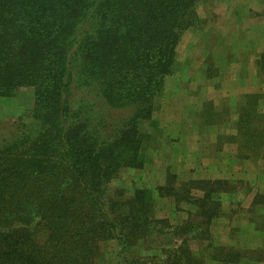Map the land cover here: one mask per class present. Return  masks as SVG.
Segmentation results:
<instances>
[{"label": "trees", "instance_id": "1", "mask_svg": "<svg viewBox=\"0 0 264 264\" xmlns=\"http://www.w3.org/2000/svg\"><path fill=\"white\" fill-rule=\"evenodd\" d=\"M200 1L0 0V98L32 89L36 123L0 137V264H97L109 241L137 264L139 242L210 235L224 182H189L205 185L189 190L201 199L174 187L110 189L122 170L146 165L142 126L158 128L156 99L178 69L183 34L201 22ZM253 99L245 137L258 132L243 127ZM253 143L239 142L238 154L255 157ZM176 194L195 211L174 227L155 209ZM217 250L234 262L223 253L233 250Z\"/></svg>", "mask_w": 264, "mask_h": 264}, {"label": "crops", "instance_id": "2", "mask_svg": "<svg viewBox=\"0 0 264 264\" xmlns=\"http://www.w3.org/2000/svg\"><path fill=\"white\" fill-rule=\"evenodd\" d=\"M213 2L199 7L205 26L179 50L190 83L188 93H170L164 103L170 122L162 126L168 145L162 156L169 159L168 175L182 181L226 183L216 193L221 214L210 225L212 249L200 255L202 264H226L214 250L264 253V0ZM256 96L261 102L253 107V121L243 127L258 132L236 137ZM204 110L214 118L206 132L199 117ZM247 140L257 146L251 159L238 154L237 144ZM190 193L204 196L200 190ZM238 264H264V259Z\"/></svg>", "mask_w": 264, "mask_h": 264}, {"label": "rangeland", "instance_id": "3", "mask_svg": "<svg viewBox=\"0 0 264 264\" xmlns=\"http://www.w3.org/2000/svg\"><path fill=\"white\" fill-rule=\"evenodd\" d=\"M213 1L214 0H201L197 5V10L200 9L199 7L214 3ZM205 23L201 21L194 28L187 30L183 34L178 44L179 46L177 47V60H179L180 57V47L188 44L186 40L189 39V35L196 29L205 26ZM184 37L185 40H183ZM178 64L177 71L166 80L164 91H162L160 96L156 99V108H158V111L154 113L153 121L158 124L157 130L147 125L146 127H144V125L142 126V131L147 136L144 145V155L147 159L146 165L141 170H122L118 177L111 182V190H122L126 195H130L134 190L141 188L151 190L150 187H155L154 190L151 191H156L158 187H174L175 189L183 188V190H188V192H190L191 186L206 188L205 185H196L194 183L189 186V181H182L179 176L171 175L173 177L170 178V175H168L169 166L167 164L169 163V159L162 156V151L168 148V145L164 143L166 131L162 126L165 125V123L169 125L170 122L169 117L164 114V103L170 93H188V84L190 83L186 81L189 78L188 70H186L179 61ZM260 102L261 100L257 97L253 99V103L256 104V106L260 104ZM205 112L206 110L199 114V117L203 119L202 132H206L208 125L214 124L213 116ZM18 124L24 125L27 128L35 127L36 123L33 120V91L30 88L20 90L12 97L0 98V137L9 138L10 136L17 135L19 133ZM243 133L242 130L238 131L236 137L244 136ZM261 138L264 139V137ZM178 149L177 147L176 153L179 152ZM162 171H165V174H163ZM160 174L161 176L157 178ZM152 179L155 181V184H153ZM220 188L225 187L221 186ZM184 200L186 199H182L179 194L169 196L165 201L163 199L158 200L155 209L156 218L165 219L174 227L179 226L181 222L187 220V213L195 211L194 207L184 202ZM207 208L210 210L214 209L215 211V206L213 207L211 204L207 206ZM171 238L172 237L168 235L152 242H139L133 248V259L137 261V264H202L203 261L200 259V255L203 251L212 249L210 242L211 234L208 237L207 234H200L197 240H192L185 246H180L178 242H172ZM203 239L207 240L204 241ZM178 247L182 249L181 255L177 251ZM214 252L221 253L218 250H214ZM223 253L224 255L229 254L228 257L235 262L234 264H238L242 261H257L264 259V253H250L240 250H233V252L225 251ZM186 255L189 256L187 262ZM131 257L132 256L121 252V247L116 241H109L101 244L96 262L97 264H126Z\"/></svg>", "mask_w": 264, "mask_h": 264}]
</instances>
